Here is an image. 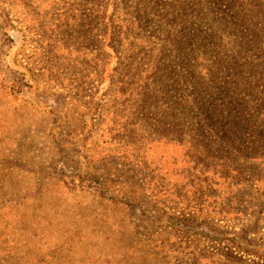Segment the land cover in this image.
Instances as JSON below:
<instances>
[{"label":"rangeland","instance_id":"rangeland-1","mask_svg":"<svg viewBox=\"0 0 264 264\" xmlns=\"http://www.w3.org/2000/svg\"><path fill=\"white\" fill-rule=\"evenodd\" d=\"M102 7V0H0V264H96L93 257L101 264H250L260 262L256 252L264 261V166L254 173L255 189L241 192L250 196L219 181L202 206L186 208L200 170L185 157L179 133L152 121V112L138 115L135 102L148 103L152 91L115 85L126 52L142 38L171 49L183 29L169 25L124 41L116 16L105 27ZM244 59L257 60L250 50ZM167 103L155 105L160 111ZM153 190L166 199L154 200ZM74 209L88 223L89 251L99 244L83 261L72 258L80 248L70 250L59 230L60 221L77 220Z\"/></svg>","mask_w":264,"mask_h":264},{"label":"trees","instance_id":"trees-1","mask_svg":"<svg viewBox=\"0 0 264 264\" xmlns=\"http://www.w3.org/2000/svg\"><path fill=\"white\" fill-rule=\"evenodd\" d=\"M102 3L105 27L116 16V28L118 34L124 33V41L129 36L139 39L155 35L169 25L183 29V35L172 43L171 49L153 43L147 36L142 38L143 43L136 46L135 52H126L115 85L120 92L128 86L139 93L145 87L152 91L148 103L145 99L135 102L138 115L145 117L152 112V121L160 123L168 133H179L185 157L193 159L195 170H200L194 176L200 184L194 190L195 200L188 202L186 208L192 203L193 209L202 206L205 196L211 197V191L205 194L207 187L217 186L219 181L239 193L245 189L252 192L261 181L254 173L258 166H264V46L254 45L258 39H264V0H102ZM224 3L227 8L221 11ZM237 31L242 35L236 36ZM231 37L242 40L236 45L237 42L230 41ZM244 38L252 41L244 42ZM173 39L171 34L168 40ZM248 50L254 53L256 62L244 59ZM159 92L164 98L158 97ZM153 95L160 103L168 99L166 107L159 111L161 106L155 105L156 100L150 101ZM133 120L140 122L141 116ZM153 193L154 200L167 197L154 190ZM81 198L79 194L78 200ZM130 212L137 215L135 209ZM72 214L77 218L74 222H59L61 239L65 238L69 249L77 245L81 252L73 253L72 258L83 261L88 252L97 251L99 244L95 243V249L89 251L85 215H79L80 209H74ZM146 217L155 222V217ZM120 230L123 235L128 234L124 224ZM91 236L97 238L95 232ZM255 255L260 262L253 260L250 264H264L262 254ZM117 257L121 261L128 258ZM93 258L96 264H101V260Z\"/></svg>","mask_w":264,"mask_h":264}]
</instances>
